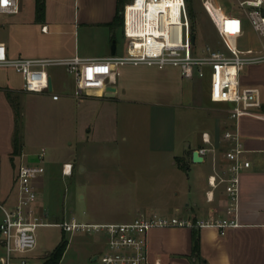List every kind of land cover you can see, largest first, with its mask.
<instances>
[{"label":"crops","instance_id":"obj_1","mask_svg":"<svg viewBox=\"0 0 264 264\" xmlns=\"http://www.w3.org/2000/svg\"><path fill=\"white\" fill-rule=\"evenodd\" d=\"M57 1L53 8L50 0H44V5L41 0H35L31 10L30 38L35 32L41 37L44 36L46 39L41 46L45 50L48 48L47 51L25 52L22 56L21 50L15 49L17 21L20 18H14L9 23L8 14L4 15L0 28L10 27L12 37L10 43L1 39L0 41L6 44L11 56L42 59L77 56L97 59L119 56L126 51L127 44L120 45L117 35L123 34L121 10L128 0H71L68 13L63 10V6L68 7L66 2L61 6L60 1ZM237 1L240 3L243 0ZM262 1L264 6V0ZM217 5L225 11V7ZM21 9H24L23 5L15 14L21 13ZM114 40L115 53H112L111 45ZM248 67L250 68L248 74H241L242 83L261 88L263 103L261 111L264 113V62ZM64 70L66 71L65 68ZM49 74L52 92L57 93L59 98L53 99L51 93L45 94L54 101L62 102L60 111H64L63 108H68L70 111V108L74 107V119L78 110L83 108L87 110L91 104L116 106L128 103L138 107L137 110H142L143 105L150 106L151 113H137L134 116L132 114L130 115L132 118H129L135 123L132 126V133L138 134L140 130L145 129L149 136L148 151L151 164L144 165L143 168L151 173L148 183L151 193L146 199L134 202L130 207L131 215L122 222L133 220L140 212L153 210L167 214L173 210L179 214L189 215H205L209 212L221 214L225 206L223 185L220 184L213 190L214 199L208 201L206 191L211 188L208 176L213 172V156H216L219 165L226 163L222 157L225 145L224 132L228 129H238L243 145L247 149L244 157L251 162V165L240 175L239 225L228 229L224 235L211 226L200 229L178 226L155 227L148 232L147 252L152 263L160 260L161 264H264V119L243 116L233 120L225 110L221 111L218 107L202 104L204 102L198 99L200 91L197 89L202 83L194 82L201 78H185L175 67L159 69L146 65H125L115 68L112 82L106 85L113 87L114 96L105 97L107 92L105 87L102 90L92 91L91 96L83 98L89 100L87 102L81 100L77 102L75 99L77 93L74 94L70 88L72 80L75 85V76L72 73L70 74L73 79L65 78L66 83L61 87V91L54 88L53 77L50 72ZM148 81L152 82V88L145 89V93L150 98H142L140 90L143 88L137 87ZM13 83L9 75H0V160L1 157L8 156L12 162L17 159L19 165L21 161L34 162L39 150L28 151V145L23 138L21 153L14 157L12 155L16 114L11 92H25L22 89V82L16 87ZM130 88L133 91H130ZM225 105L227 107V104ZM154 106L168 107L172 113L167 116L162 109L156 108L157 111L153 114ZM196 108L201 112L197 113ZM192 112L202 118L198 127L193 129V133L184 130L189 118L192 117ZM203 132H208L215 151L201 155L203 157L201 162H194L193 151L202 146H210L203 142ZM67 162L71 161H64L63 164ZM124 182L128 183V181ZM132 182L135 185L133 180ZM35 185L38 191L42 186V176L35 180ZM15 199L16 184H13L9 193L3 197V201L12 203ZM35 208L36 211L39 208L41 213L42 206L38 199ZM85 216L90 222H106L97 220V215L89 211ZM104 246L105 243L101 244L98 250L91 253V260L104 249ZM35 251L32 253V261L37 258V255H34Z\"/></svg>","mask_w":264,"mask_h":264},{"label":"built area","instance_id":"obj_2","mask_svg":"<svg viewBox=\"0 0 264 264\" xmlns=\"http://www.w3.org/2000/svg\"><path fill=\"white\" fill-rule=\"evenodd\" d=\"M212 21L222 48L206 44L204 54L194 53L192 22L186 0H130L123 5V34L127 38L126 54L107 58H26L11 57L6 44L0 41V67H12L22 76L25 92L51 93L48 67L63 65L75 76L77 96L105 89L112 82L115 68L123 65H146L163 69L178 68L185 78H203L209 69V97L213 102L227 104L229 118L243 116L264 119L262 90L257 85L242 83V71L246 66L264 62V6L262 0H243L239 5L259 36L260 46L239 48L237 39L244 33L241 16L223 11L213 0H201ZM19 12V0H0V25L4 15ZM44 29L46 27H43ZM196 37V35H195ZM225 142L219 165L212 157L213 172L208 176L210 189L208 201H213V190L220 184L225 191V206L221 214L205 215L161 213L157 210L140 212L129 222H85L75 216L59 222L65 233H99L104 239V249L98 253L99 264H161L153 263L147 252V236L155 227H215L221 235L237 227L238 201L241 172L251 165L244 157L247 149L238 129H228L223 134ZM202 140L210 146L198 148L200 155L214 152L208 132ZM46 148L41 147L34 162L21 161L15 175L16 199L12 203L0 199V244L4 253L1 264H34L32 253L38 245L37 228L47 224L44 216L36 211L38 199L35 180L44 172L43 160ZM73 164L64 163L62 173L70 175Z\"/></svg>","mask_w":264,"mask_h":264},{"label":"rangeland","instance_id":"obj_3","mask_svg":"<svg viewBox=\"0 0 264 264\" xmlns=\"http://www.w3.org/2000/svg\"><path fill=\"white\" fill-rule=\"evenodd\" d=\"M59 1L61 6L63 2H66L68 7L63 6V10L68 13L71 0ZM34 2L35 0H19V11L20 6L24 7L21 9V13L7 15L9 23L14 18H20L17 21L15 41L17 47L15 49L21 50L22 56L25 52L48 50L41 46L46 39L44 36L41 37L35 32L30 38L32 28L30 17ZM41 2L44 5V0ZM50 2L53 8L58 3L57 0H50ZM213 2L225 7V12L230 11L242 17L244 33L237 39L239 48L247 49L260 46L259 36L237 0H213ZM186 3L193 24V33L196 35L194 53L204 54L206 44L212 48H222L217 31L203 8L201 0H186ZM11 34L10 27L0 28L1 40L10 43ZM117 38L120 45L127 44V38L122 33H118ZM124 54L126 51L122 53V55ZM64 68L63 65L48 67L53 77L54 88L57 91H61V87L65 86V78L72 77ZM249 70L250 68L246 66L242 75H247ZM1 74L9 75L14 81L15 87L22 82L21 74L12 67H0ZM208 79L209 69L206 68V75L201 79L194 80L195 84L202 83L197 88L200 91L198 99H202L204 102L202 104H209L227 112L225 104L210 100ZM129 86L127 85V87ZM151 86L152 82L148 81L137 87L143 88L140 90L142 98L149 97L145 93V89L152 88ZM70 88L74 94L77 93L73 80L70 82ZM129 90L133 91L132 88ZM91 95L88 93L81 97L77 96L75 99L77 102L79 100L87 102L89 100L83 98ZM11 96L16 123L28 145V151L35 152L41 147L46 148L43 160L45 172L41 175L42 186L38 189L37 194L38 201L42 206L40 214L48 223L37 228L38 245L34 253L37 258L33 262L42 264L44 258L58 244L64 234L68 239V245L60 264H99V261L91 260V253L98 250L104 243L105 238L102 234L65 233L57 223L69 220L73 216L79 221L90 222V219L85 216L88 211L97 215V220L122 222L131 215L130 207L134 202L144 200L147 195H150L151 187L148 183H150L149 175L151 173L143 168L151 160L148 151L149 136L145 129L140 130L138 134L132 133V126L135 123L130 116L137 113H151L150 106L143 105L142 110H137L138 107L128 103L116 106L91 104L87 110L83 108L78 110L77 114L75 112L76 118L74 119V107L70 108V111L68 108H63L64 111H60L62 102L52 100L48 94L14 91L11 92ZM90 100L92 99L90 98ZM156 108L162 109L164 115L167 116L172 113L168 107L154 106L153 114L156 113ZM196 111L197 113L201 112L199 108H196ZM201 119L200 116L192 112V117L189 118L184 130L187 129L193 133V129L198 127ZM142 125L144 126V123ZM67 160L73 163L71 175H64L61 170L63 162ZM17 165V159L12 162L8 156L1 157V200L15 184ZM132 180L135 185L132 184ZM124 181H128V183ZM37 210V212L40 211L39 208ZM178 213L173 210L168 214ZM1 218L0 211V220ZM3 253L4 247L0 244V255Z\"/></svg>","mask_w":264,"mask_h":264},{"label":"trees","instance_id":"obj_4","mask_svg":"<svg viewBox=\"0 0 264 264\" xmlns=\"http://www.w3.org/2000/svg\"><path fill=\"white\" fill-rule=\"evenodd\" d=\"M39 9H40V6H39ZM192 28H193V24H192ZM13 145H14V149H13L12 155L14 157L21 153V150L23 147V135L21 133V129L17 126V123H16L15 132H14ZM193 229H196V228H193ZM67 245H68V239L63 234L62 239L48 253V255L44 258L42 264H60V261L64 255V252L66 251Z\"/></svg>","mask_w":264,"mask_h":264},{"label":"water","instance_id":"obj_5","mask_svg":"<svg viewBox=\"0 0 264 264\" xmlns=\"http://www.w3.org/2000/svg\"><path fill=\"white\" fill-rule=\"evenodd\" d=\"M263 12H264V9H263ZM192 42L194 43L195 42V34L192 35ZM115 46H116V43H115V40L112 42V45H111V52L112 53H115ZM49 90H52V81H51V78L49 79ZM106 90L107 92L105 93V97H113L114 96V93H112V90H113V87L111 86H107L106 87ZM202 156L199 154L198 150H194L193 153H192V160L194 162H201L202 161ZM93 261L97 260V255L95 257H93L92 259Z\"/></svg>","mask_w":264,"mask_h":264}]
</instances>
